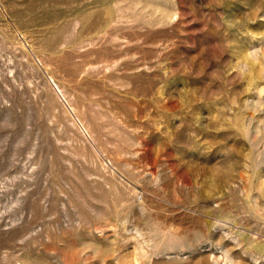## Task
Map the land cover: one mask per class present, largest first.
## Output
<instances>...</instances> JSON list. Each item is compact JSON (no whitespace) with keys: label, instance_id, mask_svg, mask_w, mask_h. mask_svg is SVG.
Masks as SVG:
<instances>
[{"label":"rangeland","instance_id":"374dc122","mask_svg":"<svg viewBox=\"0 0 264 264\" xmlns=\"http://www.w3.org/2000/svg\"><path fill=\"white\" fill-rule=\"evenodd\" d=\"M0 264H264V0H0Z\"/></svg>","mask_w":264,"mask_h":264}]
</instances>
